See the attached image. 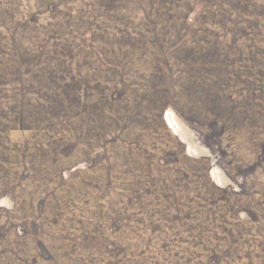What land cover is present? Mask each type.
<instances>
[{
  "label": "rangeland",
  "instance_id": "rangeland-1",
  "mask_svg": "<svg viewBox=\"0 0 264 264\" xmlns=\"http://www.w3.org/2000/svg\"><path fill=\"white\" fill-rule=\"evenodd\" d=\"M0 264H264V0H0Z\"/></svg>",
  "mask_w": 264,
  "mask_h": 264
}]
</instances>
